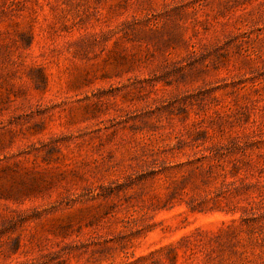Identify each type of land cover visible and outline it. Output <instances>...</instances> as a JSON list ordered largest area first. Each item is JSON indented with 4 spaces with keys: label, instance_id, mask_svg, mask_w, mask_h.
Listing matches in <instances>:
<instances>
[{
    "label": "rangeland",
    "instance_id": "rangeland-1",
    "mask_svg": "<svg viewBox=\"0 0 264 264\" xmlns=\"http://www.w3.org/2000/svg\"><path fill=\"white\" fill-rule=\"evenodd\" d=\"M0 264H264V0H0Z\"/></svg>",
    "mask_w": 264,
    "mask_h": 264
}]
</instances>
